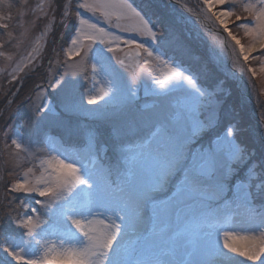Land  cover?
<instances>
[{"label":"snow or ice","instance_id":"6c2138e0","mask_svg":"<svg viewBox=\"0 0 264 264\" xmlns=\"http://www.w3.org/2000/svg\"><path fill=\"white\" fill-rule=\"evenodd\" d=\"M41 11L61 28L77 23L61 33L73 46L67 60L55 41L50 56L28 53L32 72L47 59L46 86L0 129V156L13 164L0 172V264H264V121L249 142L238 122L221 128L234 89L256 74L250 59L264 63V0H53ZM0 29L5 56L16 40L11 14H0ZM124 47L146 66L159 62L167 79L125 71ZM75 56L83 71L68 62ZM19 70L9 106L23 87ZM141 88L151 103H139ZM81 117L102 127L82 129ZM53 128L61 143L79 138L76 158L50 154L37 176L29 163L41 145L31 135L42 142Z\"/></svg>","mask_w":264,"mask_h":264},{"label":"rangeland","instance_id":"374dc122","mask_svg":"<svg viewBox=\"0 0 264 264\" xmlns=\"http://www.w3.org/2000/svg\"><path fill=\"white\" fill-rule=\"evenodd\" d=\"M61 1L62 0H58V2ZM79 2H82V0H74V3ZM180 2L188 7H193L197 4L198 0H180ZM52 3L53 0H4V3L0 4V14H11L14 18L15 31L13 34L16 37L14 44L10 48L5 49L6 55L0 56V102L2 101V98L5 99V95L9 92L10 88L16 85L14 81L12 83H9V81L11 80V74L13 72V69L16 68L17 64L20 65L21 69L16 72V75L18 77H25L27 76V74L32 73V71L30 70V62L27 60V56L28 53L32 51L34 47L38 46L40 49H46L47 54L49 56L52 55V42L53 37L55 35L53 34V32L59 25L50 24L47 19H44L45 12L41 11V8L47 10L49 5ZM9 6H11V13H9ZM80 11L83 12V9H80ZM85 15L88 18H92L91 14ZM97 17H99V13H97ZM100 19L102 20V17H100ZM75 22L77 23L76 20ZM189 27H191V25ZM230 28L234 32V34H236L238 38L241 39L242 44L247 43V37H244L242 29L236 28L234 25L231 24ZM2 32L3 30L0 29V33ZM208 38L210 40H217L218 43V37L216 35L209 34ZM4 39H7V37L5 36ZM86 44L87 41H84L80 47L83 48L84 46H86ZM62 45L63 40L57 37L55 48L60 51L59 58L61 60H67L68 58L65 55V50H68L73 46H71L70 43H66L64 47ZM9 56H11L16 61V63H12L11 60L8 58ZM119 56L120 59H123L125 61L126 65H131V67L125 68V71L127 72H135L137 75L146 74L149 79L151 78V76H157L160 79H167V69L160 65L159 62L154 60L149 65H144L142 62L139 61V58L136 56L135 49H128L127 47H124L123 52L119 53ZM73 61H68L72 64L73 69L79 71L84 70L85 65L82 56L73 57ZM241 63L243 64V61H241ZM116 66L117 68H120V65L117 64ZM248 66L254 67L256 69V74L253 77L251 73H246L245 80H250L251 83H243L239 86V88L235 89L237 92L236 101L237 107L239 108L238 112L233 113L231 107H229L227 103L225 106V112L221 115V128H223V125L227 123L226 118L231 117L232 119L238 120L243 116L240 114H246L245 116H243L244 121H246V124L242 128L246 132V135L249 136L250 140H256L260 124L262 121H264V73L260 71V68L264 67V63H262L261 60L250 59V64ZM87 67L88 71L90 72V65H88ZM42 69H44L43 76L38 81V84L46 86L49 71L47 59H45ZM54 70L55 69L53 68V71ZM33 73H36V76H38L37 71ZM38 84H36V86ZM36 86L31 94H29L17 104L10 105L11 107H9L5 99V101L3 102V104L6 105L5 108H7L5 124L10 126L13 123V120L9 118L11 113L19 111L21 114H27L29 107V97L33 95ZM89 87H91V85H89ZM101 87H104V85H97V89ZM51 91L52 89L49 88L48 92ZM34 98L37 100V102H39L38 97ZM9 99H12V97H9ZM151 102V99L145 96L144 89L141 88L139 92V103L143 105L144 103ZM85 106L95 107L93 105H87L86 102ZM74 122L77 123L80 128L85 130L90 127H102L101 125L96 124L90 120H85L82 117L75 119ZM57 133L58 130L53 128L51 132L43 138L42 142L38 140L36 134L31 135V142L34 146V149L38 144L41 145L38 149L39 158L30 159L29 163L30 167H34L35 169H37V176L39 175V170H42L40 169L41 160H47L50 154L55 155L57 151H61L65 152L66 155L72 154V158H76L71 145L79 143V138H73V140L76 139L77 142H74L72 140L71 142L61 143L59 137L57 136ZM11 167H13V164L10 162H6L5 158L3 156H0V172H3L4 168ZM3 174L5 180L12 179V177L8 176L6 172H4ZM22 174L23 172L21 171L20 175ZM0 195H2V193H0ZM15 195L22 196L23 194L21 193ZM19 203L20 202L17 201L14 207L15 209L18 208L16 210L17 212L23 214L24 209L19 206ZM35 206L37 208L40 207L39 205ZM0 243H2V238H0ZM3 256H6V254L0 252V258H2ZM229 259L231 261V264H237L238 260H243V258L235 256H230ZM13 264H15V262H13ZM245 264H252V262L245 261ZM256 264H259V261H257Z\"/></svg>","mask_w":264,"mask_h":264},{"label":"trees","instance_id":"16d2710c","mask_svg":"<svg viewBox=\"0 0 264 264\" xmlns=\"http://www.w3.org/2000/svg\"><path fill=\"white\" fill-rule=\"evenodd\" d=\"M62 3V1H61ZM146 3V0H135V4L138 5V6H144V4ZM59 15V12L57 13ZM75 16H73V19L70 21L69 23V27L68 28H61L60 26L56 27V29L54 30L53 34L54 37H53V41H55V44H56V39L57 37L61 38V33H64V34H68L69 32L72 31V28H71V25L76 23L75 22ZM62 40V39H61ZM66 43L63 41V47ZM52 46H53V42H52ZM55 46V45H54ZM52 54V53H51ZM43 70L42 68H40L38 72V76H36V73H29L27 74V76L24 77V79L21 81L23 87L22 89L20 90V92L18 93V95L16 97H14L15 99V102L12 103L11 105H15L17 104L18 102L22 101L25 97H27L29 94L32 93V91L34 90L36 84H38V81L40 80V78L43 76ZM20 87V85H15L14 87L12 86L10 88V90L14 91L15 88H18ZM9 90V91H10ZM236 90L234 89L233 91V97L231 99H229V101L227 102L228 103V106L231 107V110L232 112H238V107H237V101H236ZM13 99V97H12ZM2 101L0 102V112L3 113V117L0 118V129L3 128V126L5 125V116H6V112H7V108L6 105L3 104V102L5 101L4 98L1 99ZM11 107V106H9ZM242 111V109H241ZM240 115H243L245 116L246 114H240ZM243 116L241 118H239L238 120L236 119H232L231 117L229 118H226V122H228L229 120L231 121H234V122H238L242 127L245 126L246 124V121H244V118ZM58 136V135H57ZM243 140H245L246 142H249L250 141V138L249 136L246 135V132L244 131V135L241 137ZM74 142H77L76 139L73 140ZM7 180V179H6ZM18 209V208H17ZM15 209V210H17Z\"/></svg>","mask_w":264,"mask_h":264},{"label":"bare ground","instance_id":"6f19581e","mask_svg":"<svg viewBox=\"0 0 264 264\" xmlns=\"http://www.w3.org/2000/svg\"><path fill=\"white\" fill-rule=\"evenodd\" d=\"M223 39H226L227 38V34L225 33L224 36L222 37ZM219 39L221 38H218V44H219ZM231 43V42H230Z\"/></svg>","mask_w":264,"mask_h":264}]
</instances>
